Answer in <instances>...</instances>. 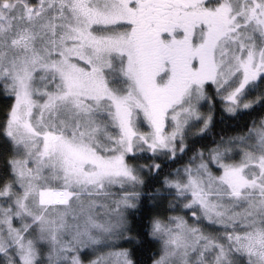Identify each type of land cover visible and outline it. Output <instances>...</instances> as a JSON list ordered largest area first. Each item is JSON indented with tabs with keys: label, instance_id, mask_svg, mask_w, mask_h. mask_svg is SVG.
I'll return each mask as SVG.
<instances>
[{
	"label": "snow or ice",
	"instance_id": "obj_1",
	"mask_svg": "<svg viewBox=\"0 0 264 264\" xmlns=\"http://www.w3.org/2000/svg\"><path fill=\"white\" fill-rule=\"evenodd\" d=\"M0 264H264V0H0Z\"/></svg>",
	"mask_w": 264,
	"mask_h": 264
}]
</instances>
